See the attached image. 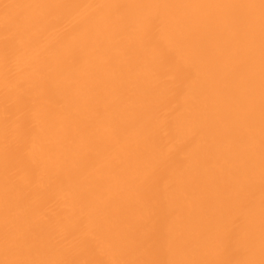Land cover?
Instances as JSON below:
<instances>
[{"label":"bare ground","instance_id":"bare-ground-1","mask_svg":"<svg viewBox=\"0 0 264 264\" xmlns=\"http://www.w3.org/2000/svg\"><path fill=\"white\" fill-rule=\"evenodd\" d=\"M0 264H264V0H0Z\"/></svg>","mask_w":264,"mask_h":264}]
</instances>
